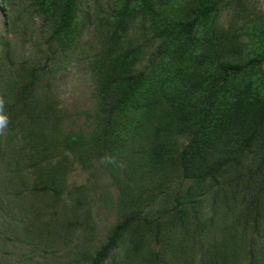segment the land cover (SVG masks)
<instances>
[{
    "label": "rangeland",
    "instance_id": "1",
    "mask_svg": "<svg viewBox=\"0 0 264 264\" xmlns=\"http://www.w3.org/2000/svg\"><path fill=\"white\" fill-rule=\"evenodd\" d=\"M66 2L0 0V79L15 88L31 85L34 117L21 108L18 116L4 101L8 124L0 134V264H91L89 257L145 201L135 163L152 146L168 110L120 117L112 151L96 157L88 149L102 103L98 79L127 55L138 51L137 70L163 71L170 80L167 92L186 90L204 105L222 59L201 64L199 58L207 39L214 38V54L232 47L235 60L244 65L239 75L228 78L215 105L220 100L225 107L241 99L246 103L255 92L260 99L255 109L264 106V64L245 66L249 58L264 55V0H222L198 29L169 40L166 53L159 52L163 39L156 33L166 20H188L196 0H73L68 26L55 34ZM46 107L57 121L51 141L69 152L72 165L73 193L62 198L41 190L44 138L37 129H27L37 138L27 142L18 126L23 120L40 123ZM260 230L264 234V224ZM127 243L122 240L104 264H124Z\"/></svg>",
    "mask_w": 264,
    "mask_h": 264
},
{
    "label": "trees",
    "instance_id": "2",
    "mask_svg": "<svg viewBox=\"0 0 264 264\" xmlns=\"http://www.w3.org/2000/svg\"><path fill=\"white\" fill-rule=\"evenodd\" d=\"M221 5L222 0H196L188 20L164 21L156 33L164 45L159 52L166 53L169 40L198 29ZM72 6L73 0H67L55 34L68 26ZM207 42L200 63L222 60L211 75L204 105L186 90L167 92L170 80L163 71L156 73L152 67L138 71V51L99 77L97 95L102 103L94 117L97 131L88 144L96 157L112 151L120 117L145 109L168 110V116L156 128L152 146L135 163L146 188L145 201L89 257L91 264H104L122 240H128L124 264H264L260 230L264 224V106L255 109L260 101L255 92L246 103L241 99L225 107L227 103L220 100L215 105L228 78L239 75L244 65L235 60L234 48L227 46L214 54V38ZM263 64L260 55L249 58L245 66ZM32 98L31 85L15 88L0 79V99L10 101L8 107H15L16 114L21 108V113L32 117ZM43 115L40 123L28 125L23 120L18 126L27 142L37 141L27 129H37L44 138L41 190L62 198L73 190L70 154L51 141L57 126L51 108L46 107ZM181 139L187 143L181 144ZM250 158L252 163H247ZM249 166L247 175H242L240 171Z\"/></svg>",
    "mask_w": 264,
    "mask_h": 264
},
{
    "label": "clouds",
    "instance_id": "3",
    "mask_svg": "<svg viewBox=\"0 0 264 264\" xmlns=\"http://www.w3.org/2000/svg\"><path fill=\"white\" fill-rule=\"evenodd\" d=\"M8 124V116L4 112V101L0 99V134H3Z\"/></svg>",
    "mask_w": 264,
    "mask_h": 264
}]
</instances>
